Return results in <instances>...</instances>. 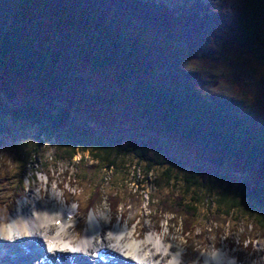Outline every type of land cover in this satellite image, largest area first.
Wrapping results in <instances>:
<instances>
[{
  "label": "rangeland",
  "instance_id": "obj_1",
  "mask_svg": "<svg viewBox=\"0 0 264 264\" xmlns=\"http://www.w3.org/2000/svg\"><path fill=\"white\" fill-rule=\"evenodd\" d=\"M161 1L168 7H172L175 2H194ZM198 1L212 4L219 0ZM19 2L21 8H18L17 0H0V29L4 25L11 30L22 29L27 37H36V42H33L35 45L48 42L57 44L56 29L49 10L45 8L46 2ZM76 7L85 9L89 14V35L86 37L80 28L70 27V40L63 44L61 56L52 69L54 85L49 86L43 80L25 78L0 68V224L6 221L3 213L9 208V204L12 203L10 207L13 211L15 205L27 197L28 191L36 188L41 189L42 196L56 195V202L62 203L63 209V203L73 206L76 213L71 222H77L73 227L76 236H81L91 214L98 218L107 216L111 226L119 224L136 228L139 237L154 232L164 238L176 240L185 264H194L195 257L219 247L226 248V254L238 264H264V230L259 226L255 228L246 215L234 213L228 217L222 216L215 222L212 220L214 205L206 200L199 205V215L192 219H188L191 218L189 214L178 217L161 212L158 199L168 189L178 192L174 190L178 186L166 185L164 179H159L161 167L156 166L153 173L148 174L147 181L140 183L142 168L130 154L119 156L114 171L100 169L98 162L88 151H77L70 162L68 159H61L65 153L56 147L61 131L55 132L51 137H37L35 125L13 118L10 108L23 106L29 100L54 102L70 112L72 119L69 125L72 128L82 123L91 126L102 138L124 129L140 136H154L171 142L177 146L179 158L183 159L182 164H173L171 168L178 175L192 171L194 163H213L209 161L210 158L222 159V164L216 165L232 181L240 176L254 174L250 168L239 165L221 153L199 149L192 143L176 139L170 131L155 130L154 112L150 115L140 114L131 93L132 89H136V82L149 78L150 72L154 70L147 69L142 64L139 68L142 72L120 81L118 74L123 71L120 64L105 68L89 64L84 51L93 46L95 36L103 33L92 24L89 25L94 4L89 1L78 2ZM12 9L16 13L21 11V15L14 17ZM37 13L40 15L37 16ZM132 25L148 44L150 42L146 39L147 36L156 37L161 47L165 44L163 36L154 30L134 21ZM168 46L172 50L165 57L173 63L174 70L171 72L177 77L174 78L168 74V70L163 69L159 75L160 82L178 93L183 90L184 85H189L208 100L217 99L222 104H234L235 111L264 136L263 63L245 48L232 43H221V50L216 57L204 52L189 53L184 40L170 41ZM179 76L182 77L183 84L178 82ZM36 142L39 144L34 147ZM34 148L36 155L29 158V152L34 151ZM70 163L75 165L70 166ZM20 179L23 181L24 192L14 202H10L9 198ZM142 186L143 191L140 189ZM95 193L97 195L93 197ZM113 193L117 194L111 198L109 194L114 195ZM130 194L135 200L130 198ZM92 197L93 204L89 209L86 206ZM150 197H153V203ZM234 255L238 259L235 260ZM81 259L86 258L83 255Z\"/></svg>",
  "mask_w": 264,
  "mask_h": 264
},
{
  "label": "trees",
  "instance_id": "obj_2",
  "mask_svg": "<svg viewBox=\"0 0 264 264\" xmlns=\"http://www.w3.org/2000/svg\"><path fill=\"white\" fill-rule=\"evenodd\" d=\"M19 1L17 6L21 8ZM34 1L46 2L45 8L49 10L56 29L57 44L48 42L42 45L40 42L41 45H35L36 37H27L24 30H11L4 25L0 29V68L25 78L43 80L49 86L54 85L52 69L61 56L63 44L70 40V27L80 28L86 37L89 35V14L85 9L76 7L78 2L89 1L95 5L89 25L92 24L103 35L95 36L93 46L84 51L87 62L96 68L120 64L123 69L118 74L120 81L142 72L139 70L142 64L147 69H153L149 78L136 82V89H132L131 93L140 114L154 112V129L170 131L176 139L192 143L199 149L221 153L250 168L254 174L232 181L216 164L202 165L197 162L192 164V171L178 175L171 168L173 164H182L183 159L179 158V150L171 142L154 136H140L124 129L102 138L91 126L82 123L72 128L69 125L72 119L70 112L54 102L32 99L23 106H14L10 112L15 120L35 125L37 137H51L61 131V136L57 135L56 147L65 153L61 159L70 162L77 151H88L100 169L114 171L119 156L130 154L142 168L140 183L147 181L148 174H152L156 166L161 167L159 179H164L166 185L178 186L174 188L178 192L168 189L158 199L161 212L178 217L189 214L191 218L188 219H192L199 215V205L206 200L214 205L213 221L242 213L255 228L259 226L264 230V136L235 111L234 104L208 100L189 85H184L178 93L159 81L163 69L173 76V63L165 57L172 50L168 46L170 41L184 40L189 53L204 52L214 57L221 50V43L237 44L264 64V0H219L212 4L194 0L177 2L172 7L161 0ZM11 13L14 17L21 15V11L16 13L13 9ZM133 21L162 35L163 47L157 43L156 37L147 36L149 44L141 38L132 25ZM173 77L177 76L174 74ZM177 80L184 83L180 76ZM38 144L34 143V147ZM35 151L34 148L29 152V158L36 155ZM143 187L140 188L142 191ZM23 192L24 185L20 179L9 198L10 202ZM113 194L109 196L114 198L117 193ZM131 195L130 198L135 200ZM93 197L90 202L88 200L86 207L89 209L92 208ZM150 199L153 203V197ZM10 205L12 203L6 211L11 209ZM109 206H112L111 203Z\"/></svg>",
  "mask_w": 264,
  "mask_h": 264
},
{
  "label": "bare ground",
  "instance_id": "obj_3",
  "mask_svg": "<svg viewBox=\"0 0 264 264\" xmlns=\"http://www.w3.org/2000/svg\"><path fill=\"white\" fill-rule=\"evenodd\" d=\"M56 199L54 194L42 196L41 189H30L27 197L20 200L8 219L0 224V243H13L12 248L19 253V261L23 264H70L68 260L55 259L67 252L76 256L81 264H99V256L104 258L107 251H116L127 262L136 264H185L176 240L154 232L139 237L136 228L119 224L111 226L107 216L98 218L91 214L81 236H76L71 222L74 209L66 203H63V209L62 203L59 204ZM30 239L37 240L33 253L17 252V245L22 247ZM38 246L45 250L37 251L41 250ZM225 250L224 247L215 248L195 257L193 262L238 264L234 258H229ZM83 255L86 259H81ZM234 257L238 259L237 255Z\"/></svg>",
  "mask_w": 264,
  "mask_h": 264
},
{
  "label": "water",
  "instance_id": "obj_4",
  "mask_svg": "<svg viewBox=\"0 0 264 264\" xmlns=\"http://www.w3.org/2000/svg\"><path fill=\"white\" fill-rule=\"evenodd\" d=\"M210 162H213L215 164L221 165L222 164V159L221 158H210Z\"/></svg>",
  "mask_w": 264,
  "mask_h": 264
},
{
  "label": "snow or ice",
  "instance_id": "obj_5",
  "mask_svg": "<svg viewBox=\"0 0 264 264\" xmlns=\"http://www.w3.org/2000/svg\"><path fill=\"white\" fill-rule=\"evenodd\" d=\"M49 250H50V251L52 250V247H51V246L49 247ZM0 264H2V261H0Z\"/></svg>",
  "mask_w": 264,
  "mask_h": 264
}]
</instances>
